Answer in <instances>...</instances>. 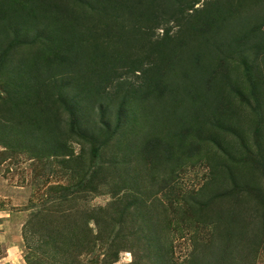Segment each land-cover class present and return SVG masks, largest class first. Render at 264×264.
Returning a JSON list of instances; mask_svg holds the SVG:
<instances>
[{
  "label": "trees",
  "instance_id": "obj_1",
  "mask_svg": "<svg viewBox=\"0 0 264 264\" xmlns=\"http://www.w3.org/2000/svg\"><path fill=\"white\" fill-rule=\"evenodd\" d=\"M131 1L135 2L128 3L127 0H120V3L113 7L115 14L135 15L142 19L146 28L149 23H153L155 28H163V35L151 41L152 37L146 33L149 29L144 26V28H139L141 54L136 58L127 59L124 57L126 54L110 53L107 55L105 53L100 55L103 59V68H100L99 75L95 73L99 68L97 60L99 56L94 53V63L98 67L94 65L91 71L95 73V79L100 82L93 84L91 89L86 91V97L88 99L94 97V102H98L95 108L101 115L100 120H104V107L112 108L115 102V99H112L114 96L111 95L109 98L108 93H105L101 87L103 84L101 82L110 80L103 76L109 77L112 74L111 81L122 78L119 70L126 68L127 72L123 74L135 75L138 73V78L142 83V86L137 88L130 86L131 95L126 92L127 94L121 96L113 132L110 130L109 124H103L104 129L97 131V137H101L102 141L88 132L91 131L90 128L83 127L84 122L80 119L82 116L78 98L74 94L72 95L68 85L3 83L1 87L2 93L5 94L3 101L9 107V109L6 107L5 111L15 113L12 118L13 125H15L12 131L15 147L20 151L28 150L32 153V158L35 159L53 158L60 160L64 166L71 165L68 170L73 176L80 178L72 191L69 188L64 190L65 188L61 187L64 193L55 202L61 208L55 217H50L45 235L47 244L52 249H66L67 251L68 249L87 251L86 247L92 244V252L96 247L104 246L106 250L103 254L102 264L117 263L119 254L127 250L132 255L129 264H235L237 256L241 253L237 251V248L242 246L246 249L251 244L255 251L260 246L264 249V241L260 242L258 234L259 232L264 236V189L257 185L256 180H251L249 177H244L241 181L236 180L237 176L234 177L231 166L227 164L229 160L227 156L230 157V153L225 151L222 145L224 142L220 139L219 133L226 131L224 125L232 126L235 131L237 130L233 115L230 119L223 120L231 114L230 110H227V106L230 107L234 100L237 104H246L248 107L252 105L248 103L249 99L242 88L248 90L247 94L249 93L251 96L254 105L259 107V111L264 108V98L262 97L264 94L259 91V87L263 83H259L258 80L263 78L258 57L262 53L264 56V9L250 17L251 15L242 12L240 0H205L201 8L196 7L200 0H152L145 6H143L142 0ZM107 2L108 0H105L102 10L106 8ZM17 3L22 6V1ZM162 4H166L165 9L162 8ZM32 5L30 4L31 8ZM53 7L45 1L40 7L41 17L46 20L43 28L48 31V39L43 40L47 52L45 58H49V64L52 61V53L55 52L54 58L57 55L61 56L59 60L64 62L66 56L63 52L78 51L80 42L89 39L83 37L82 33L86 32L87 35H92L89 28H85V31H76L72 28L73 24L68 21L69 17L62 20L63 15L53 13ZM7 8L6 0H0V20L2 21L11 18V15L6 12ZM247 12L250 13L251 9ZM103 14L107 13L103 12ZM170 22H174L178 28L173 34L170 33ZM39 24L35 23L34 25L38 28ZM103 24L108 25L107 22H103ZM111 24L120 25V31L125 29L123 22L120 23L119 20H112ZM28 29L29 25L24 24L20 33H24ZM3 32H6V28L2 26L1 22L0 36ZM108 36L110 37V35ZM103 37H105L104 34ZM91 39L95 40L94 37ZM97 46L96 43H93L91 48L96 49ZM103 46L105 47V45ZM15 47H7L1 52L0 70H9V67H6L9 57L7 54L14 51ZM106 48L110 49L111 46L106 45ZM249 50L255 51L252 53L257 55V59H253L247 65L243 59ZM70 63H74V61H70ZM241 64H245L243 76L250 80L247 81L249 86L227 85L230 87V94L228 93L227 97L229 100L227 104L223 103L221 99H225V97H223L222 88L225 83H220V80L225 77L227 67ZM10 71L16 75L17 82H21V78L25 77L23 72L20 74L14 67ZM172 75H174L175 83H172ZM165 78H170L171 83L162 85ZM91 82L92 80L89 83ZM122 87V83H117L115 97L121 93L120 91L124 92ZM170 88L172 95L167 93ZM130 96H137L136 99L143 110L145 122L160 129L167 126L168 123L172 125V129L167 133L168 137L157 138L149 135L152 138H146L144 141L145 150L149 152L147 157L150 158L151 152L153 153L151 155L153 165H151L155 166L166 162L164 158L170 156L172 158V185H174L178 173L185 164L182 160L188 158L187 160L192 162L196 156L195 150H189V148L199 143L206 146L209 149L207 158L214 160V166H210L211 173L223 175L224 182L228 181L232 186L231 190L236 192L233 194L238 197L247 195L254 198L258 203V208H262L260 214L262 225H260V229L253 230L254 236H249L251 231H249L248 224H250V219L257 220L258 212L253 210L257 216L255 219L253 211L244 212L243 209L239 211L236 206L226 207L223 208V221L226 222V228H224L225 226L214 227L207 239V245L196 246L194 252L185 262H175L173 246L171 247L168 243V238L170 240L171 236L163 235L166 230L164 228L168 227V224L164 223L163 225V219L159 218L160 213L157 207L160 206V202L157 199H152L149 203L142 197L136 179V176L142 173L137 170L136 165L130 172L135 179L131 187H128L125 180V178L131 177L129 171L123 172L120 167L119 161L122 157L117 149L122 146L123 139L121 138L131 123H137V121L130 120V117L135 118L134 114L130 116L133 111L132 103L129 101ZM232 96H236L237 99ZM203 111L206 112L203 113ZM64 112L68 114L67 122L63 119ZM206 114L214 117L210 122L211 128L209 129L203 126L206 122L204 117H208ZM257 114L261 120L259 122L262 123L263 119H260L258 112ZM12 120L7 121L12 123ZM196 128L202 132L201 135L194 132ZM194 134L196 140L195 143H192L188 138H192ZM71 138H79L82 142L93 144L91 152L93 158L103 156L104 150L109 148L112 158L109 159L108 165L101 163L96 166L94 161L91 162V165H87L82 162V153L77 156L73 154V149L70 147ZM111 140L117 141L119 146L113 142L110 143ZM157 145L162 146L161 151H159V146L158 150H155ZM261 147L257 148L259 154L264 153ZM114 150H117L115 154ZM126 150L130 151L128 148ZM214 150L217 152L214 153ZM245 151L246 154L240 155L237 167L249 166L251 170L246 173L250 174L259 160L257 155H252L247 147ZM130 152L137 159L139 151L132 146ZM260 164L264 170V162ZM89 169L92 170L89 172L91 177L85 180L84 177L88 174ZM108 172L119 174L120 179L108 181L105 176ZM163 186L171 189L168 180H163ZM87 188L88 190H86ZM101 189L104 190L103 193ZM163 189L167 188L161 186L159 188L161 193ZM107 192L112 196L111 203H108L107 206L89 209L87 204L82 205L87 201V197H85V195H89L87 193L104 194ZM186 195L185 193L184 196ZM186 198L201 200L203 189L197 193L192 192ZM207 205V202H194L193 209L184 201L185 208L195 210L200 215V221H195L196 224H199L197 225L199 230H202L200 232L205 230L202 227L205 223L203 218L211 208V205L210 207ZM151 213L157 215L159 222L154 221L155 217ZM246 215L248 221H246ZM43 221L41 225H46L47 220ZM51 222L56 223L57 227L49 228ZM81 222H84L85 225L80 227ZM34 223L31 224L32 229ZM90 223L93 224L94 230ZM160 224L164 228L158 227ZM33 233L36 234L38 231L34 230ZM95 259L98 260L97 257Z\"/></svg>",
  "mask_w": 264,
  "mask_h": 264
},
{
  "label": "rangeland",
  "instance_id": "obj_2",
  "mask_svg": "<svg viewBox=\"0 0 264 264\" xmlns=\"http://www.w3.org/2000/svg\"><path fill=\"white\" fill-rule=\"evenodd\" d=\"M18 1H22V6L17 3ZM44 1L54 6L53 13L56 12L63 15L62 20L65 17H69L68 21L73 24L72 28L76 31H85V28H89L92 33V35H87L86 32L82 33L83 37L89 39L80 42L78 51L76 50L73 53L63 52L66 56L64 62L59 60L61 56L57 55L54 58L56 56L54 55L55 52L51 54L52 61L50 64L49 58H45L47 52L43 39H48V31L43 28L46 20L41 17L42 11L40 9ZM119 1L108 0L106 8L102 10L105 0H6V4H8L6 12L11 15V18L6 21L0 20L2 26L6 28V32H3L0 36V54L7 47L16 46L14 51H10L7 54L9 57L6 67H9V70L12 67L16 68L20 74L23 72L25 77L21 78V82H17L18 79L14 73L12 74V71L0 70V264H102L103 262V254H105L106 250L104 246L96 247L92 252L91 244L86 247L87 252L81 249L77 251L72 249H68V251L66 249L56 250L47 244V237L45 235L50 217H55L61 208L57 203L55 204L57 198L64 193L61 187H64V190L69 188L72 191L80 178L73 176L71 171L68 170L71 165L64 166L60 163V160L53 158L35 159L32 158V153L28 152V150L20 151L15 147V139L12 136L13 127L15 126L13 125L14 120L12 118L15 116V113L5 111V108L9 109V107L3 101L5 94L2 93L1 87L3 83H58L68 85L72 95L74 94L78 98L80 114L82 116L80 119L84 122L83 127L90 128L89 130L91 131H87L96 137L98 135L97 131L104 129L103 124H109L110 130L113 132L121 96L127 93L131 95L130 86L134 88L142 86L138 73H135V75L131 73L123 74L127 72L126 68H124L119 70L122 78H116V80L111 81L113 78L112 74L109 77L103 76V78L110 80L101 82L103 83L101 87L105 93H108L109 98H111V95L114 96L112 99H115L116 102V104H114L115 102L113 103L112 108L104 107V120H100L101 115L97 111V108H95L98 102H94V97L88 99L86 91L91 89L93 84L100 82L95 79V73L99 75L100 68H103V59L100 55H104L105 53L107 55L110 53L126 54L124 57L127 59L136 58L142 52L141 34L138 29L144 28L145 25L142 19L135 15L124 16L115 14L113 7L117 3H120ZM142 1L144 3L143 6H145L146 3H150L152 0ZM204 1L200 0V3L196 7L201 8ZM127 2L133 3L135 1L127 0ZM240 3L242 12L251 15L250 17L264 9V0H240ZM30 4H33L32 8L34 10ZM165 7L166 4H162V8L165 9ZM250 9L251 12L248 13L247 11ZM103 12L107 14L105 15ZM115 19L119 20L120 23L123 22L125 29L120 31V25L111 24L112 20ZM15 20L17 21L15 22ZM103 22H107L108 25H104ZM35 23H40L38 28L35 27ZM24 24L29 25V29L24 33H20ZM169 27H171V34L178 29L174 22H170ZM146 29H149L146 33L152 37L151 41L163 35V28H155L153 23H149ZM103 34L105 37H103ZM107 35H110V37H107ZM92 37L95 40L91 39ZM93 43L98 45L96 49L91 48ZM106 45L111 46V48L107 49ZM103 48L105 50H102ZM252 52L249 50L245 53L243 60L247 65L253 59H257V55L253 54L255 51ZM94 53H97L99 56L97 59L99 68L95 73H92V67L95 65ZM70 61H74V63H70ZM258 61L263 76V78L258 79L259 83H263L259 87V91H262L264 94L263 53L258 57ZM95 67H98V65H95ZM227 68L225 77L220 80V83H225L222 88V94L225 99L221 100L226 104L229 100L227 99L228 93L230 94V87L227 85L232 84L236 87L238 85L247 87L249 86V82L247 81H250L243 76L245 64L231 65ZM173 77L174 75H172V83H175ZM91 80L92 82L89 83ZM117 83L123 84L122 88L124 92L120 91L121 93L115 97ZM164 83H171V79L165 78L161 84L163 85ZM171 90V88L168 89L167 93L171 94ZM242 91L247 95L249 99L248 103L252 105L248 107L246 104H237L236 100H234L230 107L227 106V110H230L231 114L227 115L223 120H228L233 115L235 117L233 121L236 124L237 130L235 131L232 126L224 125L223 127L226 131L219 133L220 139L224 142L222 145L225 151L230 153V157L227 156L229 159L227 164L231 166L234 177L237 176L236 180L241 181L244 177H249L251 180H256L257 185L264 189V170L260 164L264 162V153L259 154L257 149L258 146H262L261 149L264 150V108H261L259 111V107L254 105L250 98L251 96H249V93L247 94L248 90L242 88ZM136 97L130 96L129 101L133 107L130 116L134 114L135 118L129 117L131 121H137V123H131L127 132L121 138L123 139L122 146L120 149H117L122 157L119 163L122 171L128 170L131 176L130 178H125L127 185H129L128 187H131L132 182L135 180L130 172L134 168V165H136L137 170L142 173L136 176L142 197L147 199L149 203L152 199H157L160 202V206L157 207L160 213L159 218H162L163 225L167 223L168 227L164 228L161 224L158 227L166 229L163 235L166 237L171 236L170 240L168 238V243L171 247L173 246V258L175 262H185L190 254L194 252L196 246L207 245V239L214 227L220 228V226H225L224 228H226V222L223 221V208L226 207L231 208L232 206H236L239 211L243 209L244 212H251L253 210L258 212L257 218L253 211V214L256 216L254 218H257V220L250 219V224H248L249 231H251L249 236H254L255 232L253 230L260 229V225H262V216L260 215L262 208H258V203L254 198H250L247 195H240L238 197L233 194L236 192L231 190L232 186L228 181L224 182L223 175L211 173L210 166L214 164V160L207 158V151L209 149L206 146L199 143L200 145L196 144L189 148V150H195L196 156L192 162L187 160L188 158L182 160L185 164L180 173H178L174 185H172V158L170 156L164 158L166 162L152 166L151 155L153 153L151 152L150 158L147 157L149 152L145 150L144 141H146V138H152L151 136L157 138L168 137L167 133L172 129V125L168 123L167 126L160 129L145 122L143 120V110ZM232 97L237 99L236 96ZM262 97L264 98L263 95ZM93 105L94 107L92 108ZM257 112L260 114V119H263L262 123L259 122L261 120H259ZM207 116L204 117L206 122H204L203 126L209 129L211 128L210 122H212L211 120L214 117L210 114ZM63 119L64 121L68 120L66 112L63 113ZM7 120H12V123ZM101 121L103 122L100 123ZM210 130L214 131L213 129ZM194 132L199 135L202 134V132L198 131V128L194 129ZM97 139L102 141L101 137H97ZM115 140H111L110 143L113 142L119 146V143ZM188 140L195 143V134L192 138H188ZM188 140L186 141L188 142ZM123 143L124 149L122 150ZM132 146L139 151L137 159L130 152ZM158 146H156L155 150H158ZM70 147H72L75 156L82 153V162L87 165H91L93 161L96 166L101 163L108 165L109 159L112 158L110 156L112 152L109 148L104 150L103 156L93 158L91 154L93 144L82 142L79 138H71ZM246 147L252 155H257L259 160V163L256 164L254 169L252 168L250 174L246 173L251 170L249 166H245L244 168L237 167L240 155L246 154ZM126 148L130 149V151L126 150ZM117 150H114V154ZM161 150L162 146H159V151ZM216 152L214 150V153ZM91 171V169L88 170V174L84 177L85 180L91 177V174H89ZM105 176L108 181L120 179L119 174L108 172ZM164 179L170 182L171 189L163 186ZM161 186L167 188L163 189L162 193L159 190ZM200 189H203V198L201 200L186 198L192 192H199ZM101 191L102 193L104 192L102 189ZM185 193L187 194L186 196H184ZM87 194H89L85 195L87 201L82 203V205L87 204L89 209L105 207L112 200V196L108 192L104 194ZM108 194L111 196L110 202L104 203L103 200L100 203L96 202L97 197L103 198ZM184 201L191 207L194 202H207V206L209 207L211 205V208L203 218L205 221L202 225L205 229L203 232H200L202 230H199L197 227L199 224L195 222L200 221V215L195 210L185 208ZM151 214L155 217L154 221L159 222L157 215L155 213ZM43 220H47L46 225H41L44 222ZM246 221H248L247 215ZM32 223H34L33 229L31 228ZM84 225V222L79 224L80 227ZM90 226L94 230L92 223H90ZM53 227H57L56 223L51 222L49 228ZM34 230L38 231V233L34 234ZM258 234L260 235V242L263 243L264 236L259 232ZM216 236L218 235L216 234ZM251 246L249 244L246 249L242 246L237 248V251L241 253L237 256L235 264H264L263 247L260 246L255 251L253 246ZM96 257L98 260L95 259ZM131 260L132 255L127 250L119 254L118 262L115 264H129Z\"/></svg>",
  "mask_w": 264,
  "mask_h": 264
},
{
  "label": "clouds",
  "instance_id": "obj_3",
  "mask_svg": "<svg viewBox=\"0 0 264 264\" xmlns=\"http://www.w3.org/2000/svg\"><path fill=\"white\" fill-rule=\"evenodd\" d=\"M102 200H103L104 203L110 202V200H111L110 194L104 196L103 198H101V197H97L96 198V202L97 203H100Z\"/></svg>",
  "mask_w": 264,
  "mask_h": 264
}]
</instances>
